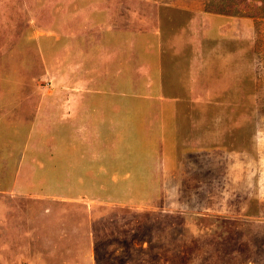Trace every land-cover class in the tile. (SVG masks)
<instances>
[{"label":"rangeland","instance_id":"1","mask_svg":"<svg viewBox=\"0 0 264 264\" xmlns=\"http://www.w3.org/2000/svg\"><path fill=\"white\" fill-rule=\"evenodd\" d=\"M229 1L0 0V264H264V0Z\"/></svg>","mask_w":264,"mask_h":264},{"label":"trees","instance_id":"2","mask_svg":"<svg viewBox=\"0 0 264 264\" xmlns=\"http://www.w3.org/2000/svg\"><path fill=\"white\" fill-rule=\"evenodd\" d=\"M251 1L250 0H247L246 1V5L248 4V3H250ZM256 4L257 5H260V4H262L260 1H258V0H256ZM235 3H238V4H242V1L240 2L239 0H234V2H232V1H229V4L227 5V4H224V3H221L220 5H219V7L218 8H222L223 6H224V9H226L227 7H228V9H229V7H232V6H234L235 5ZM180 214H182V215H185V217L187 218V219H190V220H195L194 218H192V216L194 215V212H189L188 210L187 211H181V212H179ZM190 213H193V215H190ZM186 214L188 215V216H186ZM189 215H190V217H189Z\"/></svg>","mask_w":264,"mask_h":264},{"label":"crops","instance_id":"3","mask_svg":"<svg viewBox=\"0 0 264 264\" xmlns=\"http://www.w3.org/2000/svg\"><path fill=\"white\" fill-rule=\"evenodd\" d=\"M182 210H183V211H187V209H185V210H184V209H180L178 212H174V213H179V212H181ZM168 213H169V212H168Z\"/></svg>","mask_w":264,"mask_h":264}]
</instances>
